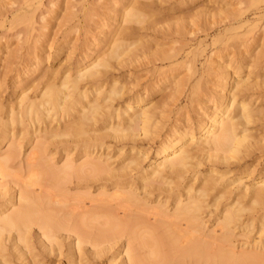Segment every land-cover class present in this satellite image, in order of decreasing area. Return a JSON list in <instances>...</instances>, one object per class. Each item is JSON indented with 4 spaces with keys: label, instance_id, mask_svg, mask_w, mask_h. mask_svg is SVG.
I'll use <instances>...</instances> for the list:
<instances>
[{
    "label": "bare ground",
    "instance_id": "1",
    "mask_svg": "<svg viewBox=\"0 0 264 264\" xmlns=\"http://www.w3.org/2000/svg\"><path fill=\"white\" fill-rule=\"evenodd\" d=\"M67 1L69 3L70 0ZM27 2L24 3L26 6L19 5L13 19L14 25L28 23L26 33L33 37L28 52L33 53L34 60L18 72V83L22 84L18 94V110L12 107L5 117L0 105V146L3 143L7 146L4 151H0V264H16L18 260L24 264H51L49 256L56 251V259L67 256L66 264H97L94 259L103 258L117 246L120 247V253L116 256L122 255L117 264H186L187 261V264H264V173L255 177V164L248 174L249 178L242 180L234 170L243 164V159L259 149L260 137H264L261 134L257 138L255 128H249L257 119L264 120V74L261 81L253 78V70L250 68L246 74L239 69H234L231 74L230 71L222 72L218 79L220 93H217L210 112L204 113L198 122L189 121L183 127L174 124L169 131L163 132L164 121L167 123L170 115L166 117V114L162 116L163 112L157 113L154 105L158 100H154V104L149 99V87L124 98L138 85H130L127 79L118 74L111 77L108 74H114L111 70H116L119 65L124 64L123 68L129 66L132 57L138 56L133 47L138 40L128 41V38H121L120 34L125 30L145 28V22L151 21H147L150 17L146 12L155 2L125 0L118 11L117 23L112 21L110 24L114 15L111 16V11L104 12L94 24L99 34L90 36L95 41L86 40V43L95 46L104 41V36H108L107 49L96 51L94 55L91 52L85 54L84 61L78 60L75 69L68 68L61 77V73L56 75V69L53 71L56 78L46 77L41 90L32 96L27 91L35 83L27 85L24 81L40 69L44 75L48 71L43 69V48H40L41 44L38 45L43 42L45 33L34 35L37 28L30 24L36 6L35 3ZM76 2L82 3L85 0ZM76 2L74 6L77 7ZM68 3L65 6L68 7ZM70 5L73 7V4ZM69 7V14L66 9L65 13L70 17L77 8L74 10ZM90 8L87 7L84 14L87 12L86 15L91 18L96 14ZM72 14L71 21L77 13ZM45 16L43 14L42 19ZM65 18L62 17L60 24H63ZM14 21H10V26ZM80 21L74 25L79 27ZM47 24L42 27L48 28ZM64 24L68 26V23ZM90 30L92 26L85 30L87 35ZM165 33L162 35H169ZM57 39L50 42L49 47L58 43ZM79 39L77 35L74 40ZM251 39L254 40L255 36ZM140 43L139 39V46ZM144 46V51L151 49L150 45ZM77 48L76 51L79 50ZM72 50L75 49L71 48L69 53ZM256 51L250 57V67L255 64ZM166 54L160 55L167 57ZM169 54L172 60L170 63H181L182 54ZM68 55L70 59L71 55ZM261 56L257 61L262 59ZM46 58V61L51 58L50 53H47ZM128 59L131 61L128 62ZM220 59L221 56L217 62ZM260 62L263 63L262 60ZM114 63L118 66H113ZM183 63L186 68L189 63L193 66V69L190 67L193 70L191 74H183L185 78L198 73L194 58L188 63L182 61L180 66ZM154 67L159 70L158 66ZM119 68L116 72L121 70ZM184 76L169 69L166 75L157 76L153 84L163 83L164 79L165 88L178 93L184 88ZM40 79L35 82L41 85L44 79L41 83ZM196 83L192 85L200 86ZM37 84L32 88L36 89L39 86ZM192 91L196 93L195 88ZM174 96H171L172 99ZM163 105L160 108L166 110L168 106L166 108ZM163 117L166 120L162 121ZM101 120L103 124L97 126ZM43 132H49L54 144L57 141L65 152L62 163L58 164L59 160L55 162L49 158V162L41 163L37 170L34 161L38 154H44L47 158L45 155L49 144L54 145L50 137V141L46 140L48 136ZM28 134L31 136L30 146L33 147L25 159L27 178L12 183L7 179L11 176L8 169L21 157ZM107 138H110V142L106 141ZM114 143H121L117 150V166H112L113 162H110L116 145ZM154 144L155 153L150 155ZM57 149L53 154H57ZM80 156L85 159L77 163L76 158ZM197 156H202V159L198 158L201 162L198 160L197 166L206 165L203 161L212 164L203 175L202 172L198 174L192 171V160ZM189 172L193 174L192 177H188ZM84 180L101 182L97 187L86 184L81 191L75 189L80 192L71 193L73 189L70 185L76 181L82 184ZM39 183H43L42 186H38ZM92 188H96L95 194ZM210 207L215 212L214 216L213 212L207 211ZM211 214L214 217L212 220ZM139 249H145V252L140 253ZM12 257L17 259L13 260ZM117 257L110 260L116 262ZM57 260L58 263L61 259Z\"/></svg>",
    "mask_w": 264,
    "mask_h": 264
},
{
    "label": "rangeland",
    "instance_id": "2",
    "mask_svg": "<svg viewBox=\"0 0 264 264\" xmlns=\"http://www.w3.org/2000/svg\"><path fill=\"white\" fill-rule=\"evenodd\" d=\"M66 1L67 0H29L27 2L25 0H0V78H1L0 79L1 80L0 81V105L2 108V115L3 116L7 117L9 114V111L12 107H14L15 110H18V105H17V103L19 101L18 100L19 99L18 94H19V91L22 87V84L18 83V78H19L18 72H21V69H24L28 65H31V62L34 60L33 53L29 54V52H28V47L33 42L32 41L33 37L28 36L26 33V30H25L28 23L26 24L25 22H22L18 25L16 23L17 26L14 25V23H15L14 19L15 18L13 19V16L17 12L16 10L18 8L22 7L23 5L26 6L24 3H26V2L29 4L35 3L36 11L33 14V16L31 15L30 26L35 25L37 28L34 31V35H35V33L37 34L38 32H44L45 33V35L42 37V40H43L42 43L43 44L38 43V45L41 44L40 48L41 47L43 48V55H42L43 61H44L43 69L45 71H48L46 74L47 76H46V75H44L45 73L41 72L42 69H40L39 71H36L32 75H30L24 81L25 84L31 85V83L37 84L39 82L40 78H41L40 83H41L42 79H44L43 80L44 82H42L41 85L37 84L40 87L39 86L37 88L35 87L37 90L39 89L38 91H36V89H33L34 88L33 86H35V84H32L33 88L30 86L31 90L27 91V93L29 92L30 95L34 96V94H37L41 90V88L43 87L47 78L48 77L52 78L54 76L53 74H55L54 72L56 69H57L56 75H57V73H59V74L61 73L60 76L57 75V76L61 77L62 73L64 71H66L68 68H71L72 70H74L75 64L78 60L84 61L85 59L83 57L85 54H90L89 52H91L94 55L96 53V51H99V50L103 51V50L107 49V47L109 46V44L106 42L108 39H110V37H108V36H104L103 37L104 41L99 43L98 45L96 44L95 46L86 43V40L89 41L91 39L92 42L95 41V40H93V38H90V36L94 33L99 34V32H97V29L94 28L95 27L94 24L96 23L99 16H101L104 12L111 11L110 14H111V16L114 15V17L111 18V22H109V23L111 24L112 21H113V23H117V19H119L118 11H119L120 7L122 6V4L125 0H85V2H82V3L76 2L77 0H70L71 2L69 1V3H68V1L67 2ZM78 1H81V0H78ZM82 1H84V0H82ZM75 2H76V4L78 3L77 7L74 6ZM65 3H68V5L70 7L72 6V5H70V3L73 4V7H71V8H74V10H75V8H77L75 10L77 15L74 14V17H76V18H74L73 21H71L73 19L71 17L73 15L72 13H75V12H72L71 16L69 17V15H67L65 13L66 12L65 9L67 7V6H65ZM87 4L90 5V7L92 6L91 11H93L97 15V16L95 15L97 18L94 15H93V17H91V18H93L92 21L90 20L91 19L90 16H87L88 15L87 12H85L87 15L84 14V11H86L87 7L90 8ZM19 5H20V7H19ZM80 5H81V7H80ZM84 6H85V8H84ZM68 7L66 10H68V14H69L70 9H68ZM150 7H151L150 10H148L146 12V13H148L147 15H149V17H150V18H147V21L149 19V21L151 20L150 21L151 25L156 24L155 27L152 26L156 30H154L151 27V25L148 26L150 24L149 22H145L144 25H147L149 28L146 26L147 28L145 27V28H140L138 30L136 29L137 32L135 31V29L132 31L131 30H129V31L125 30L124 32H122L120 34L121 38H123V39L128 38L129 39L128 41H137L138 40V42L133 46L136 48V49H134V51L137 52L136 55H138V56H136V57H138V58L132 57L134 60V61L132 60V63L130 62L131 60L129 61V59H128V62H130V64H129V66H126L124 68H123L124 64L122 66L119 65L123 69L119 68L118 65H115L117 63H114L113 66H118V67H116L117 69L111 70L112 72H114V74L113 73L111 74V72H109L108 74L110 77H111V75L117 76V74H118L121 77H123L124 79H127L129 81L130 85L131 84L138 85L137 87L134 86L136 89L134 88V90L130 94H127L124 98H126L128 95H132V93L134 94L136 92H142L143 90H145V87H149V99L152 100L154 104H155L154 100H158V101H156L155 105L153 104L156 108L155 110L157 111V113L163 112L164 114L162 116H164L166 114L167 115L166 117H168V115H170L168 118L172 117L170 119L167 118V123H166V121H164V120H166V117H163L162 121L165 122L163 132L169 131L170 128L174 124H176V126H178V127H183V126H186L189 123V121L198 122L199 120H201L203 118L204 113L210 112L211 106H212L214 100L216 99V97L218 96L217 93H220V90H219L220 87L218 86V84H219L218 79H219V76L222 72L228 73L230 71V74H231V71H234V69H239L243 74H246L250 69H252L253 70V72H252L253 78L255 80H261V81L263 80V78L261 76H263V74H264V53H263V56H261V52H264V0H155V2ZM93 8H95V10ZM78 9L79 10L81 9L83 13L81 12V10H80V12H78L79 11ZM74 10L71 9V11H74ZM43 14L44 15L46 14L45 19H42ZM64 14H66L67 16ZM84 15H86V17H85V20L83 21ZM63 16H64V18L66 16V18L63 19V24H60ZM69 18H70V20H69ZM9 19L11 22H12V20L14 21L11 24V26H10V21H8ZM68 20H69V22L71 21L70 24H72L73 27H71ZM78 20H81V21H80L79 27L78 26L76 27L74 24L76 22H78ZM153 21L156 23H154ZM2 22L3 23L5 22V24L4 25L1 24ZM18 22H19V20H18ZM64 23H68V26H67V24H64ZM45 24H47L48 28L42 27ZM69 25L71 28L69 27ZM90 25L92 26V30H90L88 32V35H89L88 36L86 34L87 31H85V30L88 27L90 29L91 28ZM14 26H15L14 29H10V27L13 28ZM83 26H85L84 27L85 29L83 28ZM251 27H254V28L252 30L251 29L249 30V28H251ZM68 30H70V32H68ZM160 30H161V32H160ZM54 31H55V33H54ZM164 31L166 32L165 33L166 35H167V33H169V35H167V36L162 35L164 33ZM20 32H21V34H19ZM79 32H81L82 34L81 33L79 34ZM52 34H54V35H52ZM76 34L78 35V38H80L79 41L77 40L78 42L74 40L77 38ZM52 36L54 38H52ZM254 36H255V39L252 40L251 38H253ZM6 37H7V39H5ZM57 38L59 39V41ZM130 38H131V40H130ZM54 39H57L56 42H58V43H55L54 45L49 47V43L52 42ZM139 39L141 41V43H140L141 46H139ZM249 39H251V40H249ZM262 41H263V43H262ZM74 42H76V43H74ZM18 43L23 44V45L21 46ZM73 44H78L79 45V46H77L78 48L72 47ZM144 44H145V46L150 45L151 49L148 48V49H150V50H148L147 48H145L147 50L144 51L143 50L144 48H142L144 46ZM5 46H8L9 48H6ZM73 46H75V45H73ZM256 46H257V48L253 51L252 49ZM48 48H49V50L47 51ZM71 48L75 49V50H72V52H71V53L75 52L72 54L73 56L71 55V53H69ZM76 48L79 50L76 51ZM255 51H256L257 58L259 59V55H260L261 56L260 58H262V59L258 60L259 61L258 62L257 58H256L254 66L250 67V66H248V65H250L249 60H250V57L253 56L252 54ZM25 52L28 55L25 54ZM163 52H167L168 54L163 53ZM169 52L172 53V55L174 53L175 54L178 53V55L182 54L181 60L185 63H188L190 60H192L194 58L195 64H196L195 69L198 71V73L196 75H193V77L188 76V77H186L187 78L186 79L185 76H187V74L192 73L193 66L191 65V63H189V65H187V68H188L187 69L186 65H184V63L182 64V66H180L182 61H181V63H179V61H178L179 64H175L176 62H174V64H172L173 62L170 63L172 60L170 59L171 54H169ZM47 53H50V57H51V58H49L48 61L45 60V59H47L46 58ZM68 54L71 55L70 59H68V57H69ZM160 54H166V55H168V56L170 55V56L164 57L162 55L163 56L162 57ZM154 55H157L156 58H154ZM158 55H159V59L162 58V60H159V59L156 60ZM5 56L7 58H5ZM220 56L222 57V59H220V62H217V61H219V60H217V58L219 59ZM148 57L150 59L151 58H153V59L150 60ZM212 57L214 58V60H212ZM134 58H136V59H134ZM163 58H164V61H163ZM165 58L166 59L169 58L170 60L168 61ZM86 59H88V58H86ZM25 60H26V62H25ZM261 60L263 63L260 62ZM160 61H162V62L160 63ZM234 61H236V62H234ZM238 61H239V63H238ZM149 62H151V64ZM227 62L228 63L230 62L229 66L227 65ZM218 63H225L226 64L225 66H228V68L225 67L224 65L221 66ZM125 64H127V63H125ZM152 64H154V65H152ZM170 65H171V67H170ZM183 65H184V67H183ZM154 66H158L159 70L157 71V67L155 68ZM177 66H179V67H177ZM161 67H162V71H161ZM173 67H174V69H172ZM190 67H192V69ZM218 67L220 68L221 72L218 70L219 69ZM118 68L121 70L116 72L118 70ZM154 68H155V70H154ZM113 69H115V68H113ZM150 69L153 70V71H151L153 73L149 72ZM169 69H170V71L173 70L174 72L182 73V76L185 75L183 77V79H184V82H183L184 85L183 86L185 89L182 87L181 91L178 93H173L169 88L166 89L164 79L162 80L163 83H160V84L158 83V85L153 84L154 81L156 80V78L162 77L163 75H166L169 72ZM222 69H224V70H222ZM130 70H131V72H129ZM208 74L209 75L211 74V75L208 76ZM198 75H200V76L197 77ZM55 76L53 78H56ZM215 77L217 78V81L215 80L216 79ZM36 79L38 81L37 83L35 82ZM199 79L202 81H200ZM197 80L200 81V83ZM195 82H197L200 86L194 87L192 84L195 85ZM139 85H140V87H139ZM141 85H142V87H141ZM190 86H193L195 88V92H196L195 94H193L194 91H192L194 88H192ZM200 88H201V90H200ZM202 88L205 90H202ZM183 89H184V91H182ZM190 89H192V90H190ZM197 89L199 90L198 92H197ZM262 91H264V89H262ZM168 93H169V95H168ZM190 93H192V94H190ZM174 94H176V96H174ZM178 94L180 95V97ZM188 95H193V96L191 97ZM171 96H174V99H172ZM175 97L176 98L179 97L178 100ZM161 99H162V101H159ZM175 99L177 100V102H174V101H176ZM121 100H118V101H121ZM207 100H209V101H207ZM118 101L116 100L115 102H118ZM262 101H264V96H263ZM158 102H160V103H158ZM163 104L165 105L166 108L168 106V108L166 110L162 109V107L160 108V106ZM157 108H159V109H157ZM170 108H171V110H170ZM188 110H190L191 112L190 111L186 112ZM188 114H190V115H188ZM256 122H258V123H256ZM256 122H255L256 124L252 123L253 126L250 124L249 128H250V130L251 129L253 130L255 128L254 130L256 132H254V134L258 138L261 134H263L262 136H264V131H263L264 120L257 119ZM260 122H261V124H260ZM55 123H56V121L53 122L52 124H55ZM102 124L103 123L101 120L97 124V126H101ZM260 130H262L263 132ZM43 134H44V132H43ZM44 135L48 136V137H46V140L48 139L47 141H50L49 140V137H50L49 132H48V134L45 133ZM29 138L31 139L30 134H28L27 138L25 139V141H26L25 143H27V144L23 147L21 157L18 158L17 161L13 163L12 167L8 169V171L11 173V176H8L7 179L10 180L12 183L14 181L18 182V180L21 181L22 178H24V179L27 178V169H25V168H27V166H26L25 159L33 147V146H30V139ZM263 138L264 137H260V140H261L259 142L260 147H259V149H256L257 151L255 150L253 153H251V155H250L251 158L249 156H247V158L243 159V161H242L243 164L237 166V168L234 169L235 173H237V175H240V177H242V180H246L249 178L248 174L250 173V171L253 167L252 165H255V164L257 167H256V171H255L254 176L256 177V176L262 175L264 173V159H263L264 156L262 155V154H264V153H262V152H264L263 151L264 141L262 140ZM51 140H52V138H51ZM53 141L54 140H52L51 142H53ZM106 141L110 142V138H107ZM54 142H53V144H54ZM48 144H49V142H48ZM58 144L59 143H57V141H56V145L54 144L55 147H54V145L52 146L51 144H49L48 151L46 152V155H45V156H47V158L44 157V154L43 155L38 154L37 158L34 161L36 163V165L34 166L35 169L39 170V166H41V163L47 164L49 162L48 161L49 158H52L53 161H55V162L57 160H59L57 162L58 164L63 162L62 157H63L65 151H64L63 146H61L60 144L58 145ZM114 144H116V145H114V147H113L114 149H113V152L111 153V155H113V158L110 160V162H113L112 166H117L116 162L119 160V158H117V155H118L117 150H118L119 146L121 145V143H119V144L114 143ZM59 146H60V148H59ZM6 147L7 146L5 145V143H3V145L0 146V151H4L6 149ZM56 148H58L56 150L57 154H53V153H55ZM155 148H156V144H154L153 148L151 149L150 155H153L155 153ZM198 156L196 157V159L194 158L192 160L194 167H196L198 165L197 164L198 162H201L200 159H202V156H200L201 158ZM261 156H263V157L260 158ZM198 158H200V159H198ZM21 159H22V161H20ZM82 159H81V156L76 158L77 163H79ZM53 161H50V162H53ZM203 162L206 163V165L203 164ZM203 162H202V164H203L202 166L201 165L197 166V168H198V169L196 168L197 170L194 167H192L193 168L192 171L193 172L197 171L198 174L200 172H202L201 173L202 175L204 173H207V169L212 164L209 161H203ZM207 162H209V163H207ZM257 163L260 164V166ZM194 169H195V171H194ZM199 169H200V171L198 172ZM188 175H187L188 177L193 176V174L191 172H189ZM86 181H88V180H86ZM88 182H85V180H84L82 184H80V182L77 183V181H76V183L71 184L70 187H71V189H73V190H71L72 191L71 193H74L75 191L80 192L81 190H83L82 188H84V185H86V184H90V185L97 187L101 181L94 182V180H92L91 182H89V183ZM108 182H111V181H108ZM42 184L43 183H39L38 186H40V185L42 186ZM17 188H18V186H17ZM77 188L80 189V191L75 190ZM95 189L96 188H92V192L94 194L97 192ZM78 210H80V209H78ZM78 210H76V211H78ZM211 210H213V208L210 207L207 211H211ZM211 212H213V211H211ZM214 215H215V212H213V216ZM208 216H207V218H208ZM211 216H212V214H211ZM213 216L211 217V220L214 218ZM239 239H241V236H239ZM67 242H69V241L67 240ZM65 248H66V246L64 247V249ZM119 251H120V247L117 246V247L113 248L111 250V252H109L108 254H106L104 256L105 259H104V257L103 258L101 257V259L98 258V260H96L97 259L96 258V259H94V263H95V261H97L96 263L98 264L99 262H101L99 260H102L101 264H103V263L108 264L111 261L110 259H114L115 257H117L116 255L118 254ZM139 251H140V253H143V252H145V249H143V250L139 249L138 252ZM55 253L57 254V251ZM55 253H54V255L49 256L50 258L48 257L49 259H51V264H53V263H55V264H66L67 263V261H68L67 256H62L63 258L61 256H60L61 258L57 257V259L58 258L61 259L57 263ZM121 256L122 255H118L116 262H114V260H115L114 259V260H112L113 262L111 261L110 263L117 264L120 261ZM12 259L16 260L17 258L12 257ZM19 261H20V263H19ZM61 261H63V262H61ZM21 262H22L21 260H18L15 263L16 264H24L23 262L22 263ZM187 263H188V261L186 262V264Z\"/></svg>",
    "mask_w": 264,
    "mask_h": 264
}]
</instances>
